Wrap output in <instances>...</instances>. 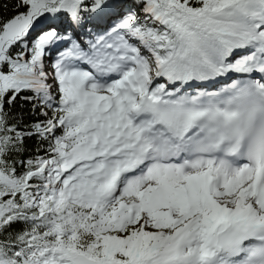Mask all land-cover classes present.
<instances>
[{
    "label": "snow or ice",
    "instance_id": "obj_1",
    "mask_svg": "<svg viewBox=\"0 0 264 264\" xmlns=\"http://www.w3.org/2000/svg\"><path fill=\"white\" fill-rule=\"evenodd\" d=\"M0 264H264V0H0Z\"/></svg>",
    "mask_w": 264,
    "mask_h": 264
},
{
    "label": "trees",
    "instance_id": "obj_2",
    "mask_svg": "<svg viewBox=\"0 0 264 264\" xmlns=\"http://www.w3.org/2000/svg\"><path fill=\"white\" fill-rule=\"evenodd\" d=\"M28 107H30V106H29V105H25V109H27ZM24 115H25L26 118H28V113H27V111L24 112Z\"/></svg>",
    "mask_w": 264,
    "mask_h": 264
}]
</instances>
